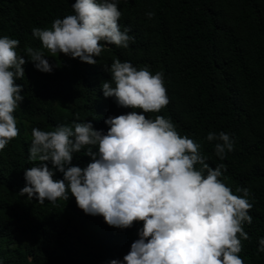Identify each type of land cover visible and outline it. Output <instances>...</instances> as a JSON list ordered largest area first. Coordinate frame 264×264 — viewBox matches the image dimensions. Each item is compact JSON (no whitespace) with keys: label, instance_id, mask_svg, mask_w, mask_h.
<instances>
[{"label":"trees","instance_id":"trees-1","mask_svg":"<svg viewBox=\"0 0 264 264\" xmlns=\"http://www.w3.org/2000/svg\"><path fill=\"white\" fill-rule=\"evenodd\" d=\"M74 2L0 0V37L17 39L16 52L26 60L24 78L15 81L24 97L13 113L19 134L0 150V264H110L113 254L123 264L118 252L126 246L127 254L139 238L142 221L110 226L103 216L86 214L70 193L66 201L43 204L19 193L24 170L35 163L29 160L33 128L51 131L86 120L106 133L108 117L143 111L103 95L102 82L111 79L103 65L116 58L162 73L169 103L143 113L146 118L170 119L181 136L200 145L210 166L224 164L219 179L233 194L250 189L252 223L242 225L249 239L241 238L238 255L244 264H264L258 251L264 238V0H119L118 23L134 40L128 48L101 41L94 65L62 52L53 57L32 35L33 28L50 29L54 19L74 14ZM26 47L42 50L52 71L36 69ZM209 132L233 138L223 159L215 155L216 141H207ZM89 162L84 150L73 154L72 165ZM54 178L62 173L54 170Z\"/></svg>","mask_w":264,"mask_h":264},{"label":"clouds","instance_id":"clouds-1","mask_svg":"<svg viewBox=\"0 0 264 264\" xmlns=\"http://www.w3.org/2000/svg\"><path fill=\"white\" fill-rule=\"evenodd\" d=\"M118 2L75 0L74 14L54 19L50 29L33 28L32 35L53 57L62 52L94 65L93 57L104 50L101 41L128 48L134 40L130 28L121 30L118 23ZM18 45L17 39L0 37V150L19 134L13 113L24 97L15 81L24 78L26 60L17 54ZM25 52L36 69L52 71L42 50L26 47ZM103 66L111 73L102 82L103 95L143 111L108 117L106 133L86 120L51 131L33 128L29 160L35 163L24 170L26 184L19 193L41 204L66 201L70 193L86 214L101 215L118 228L142 221L130 251L126 254L125 246L118 252L123 264H244L238 254L241 238L249 239L242 225L252 223L250 189L237 187L242 195L233 194L219 179L224 164L210 166L200 145L181 136L170 119L146 118L143 113L159 112L169 103L161 72L137 70L118 58ZM206 139L216 141L214 152L221 159L235 143L224 132H209ZM81 150L90 162L72 165L73 154ZM54 170L62 179L54 178ZM258 244L264 252V238ZM111 257L110 264H122L116 254Z\"/></svg>","mask_w":264,"mask_h":264},{"label":"rangeland","instance_id":"rangeland-1","mask_svg":"<svg viewBox=\"0 0 264 264\" xmlns=\"http://www.w3.org/2000/svg\"><path fill=\"white\" fill-rule=\"evenodd\" d=\"M263 18H264V7H263Z\"/></svg>","mask_w":264,"mask_h":264}]
</instances>
